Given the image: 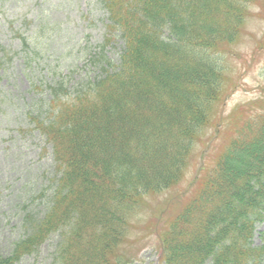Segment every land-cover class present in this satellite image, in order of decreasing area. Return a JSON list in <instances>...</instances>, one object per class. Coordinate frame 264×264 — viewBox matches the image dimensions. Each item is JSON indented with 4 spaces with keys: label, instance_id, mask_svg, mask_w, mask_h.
Wrapping results in <instances>:
<instances>
[{
    "label": "trees",
    "instance_id": "obj_1",
    "mask_svg": "<svg viewBox=\"0 0 264 264\" xmlns=\"http://www.w3.org/2000/svg\"><path fill=\"white\" fill-rule=\"evenodd\" d=\"M104 2L106 41L121 39L122 52L110 60L102 47L96 75L74 93L63 79L49 86L51 119L34 118L53 143L59 177L47 213L31 217L32 230L0 264H16L53 233L52 264H132L147 235L161 242L163 264L262 261L250 242L264 219V113L248 125L253 136L234 133L256 105L264 110V98L224 116L240 79L219 62L244 43L257 0ZM148 196L159 202L141 224Z\"/></svg>",
    "mask_w": 264,
    "mask_h": 264
},
{
    "label": "rangeland",
    "instance_id": "obj_2",
    "mask_svg": "<svg viewBox=\"0 0 264 264\" xmlns=\"http://www.w3.org/2000/svg\"><path fill=\"white\" fill-rule=\"evenodd\" d=\"M249 14L243 28V34L247 33L244 43L234 48L235 54L219 56L230 78H241L243 83L228 98L223 113L226 116L244 101L259 96L264 86V9L259 0L250 6ZM105 16L99 0H0L1 255H11L15 244L32 230V216L42 217L48 211L57 169L52 147L36 127V119L50 121L49 101L53 95L49 86L55 81L63 79L74 93L78 83L96 75L94 59L100 55L98 43L106 32ZM120 47L119 41L108 47V56L115 52L112 55L118 57ZM261 111L256 105L254 113ZM257 120L249 118L241 134ZM216 131L210 128L207 137L216 135ZM221 132L218 143L225 142V126ZM197 172L198 165L192 167L182 190L190 189ZM146 200L149 208L138 210L135 219L141 224L153 217V207L159 202L151 196ZM147 232L140 231L141 236ZM58 238V233L51 234L16 264H52ZM157 240L148 235L143 241L139 239L141 250L132 264H163L161 242L157 244ZM253 243L264 245V221L257 225ZM258 264H264V259Z\"/></svg>",
    "mask_w": 264,
    "mask_h": 264
}]
</instances>
